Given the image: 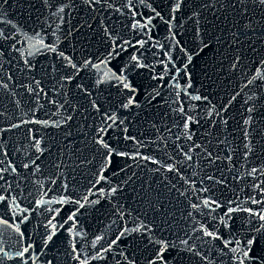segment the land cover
Returning <instances> with one entry per match:
<instances>
[{
  "label": "water",
  "instance_id": "water-1",
  "mask_svg": "<svg viewBox=\"0 0 264 264\" xmlns=\"http://www.w3.org/2000/svg\"><path fill=\"white\" fill-rule=\"evenodd\" d=\"M260 215L262 0H0V264H264Z\"/></svg>",
  "mask_w": 264,
  "mask_h": 264
},
{
  "label": "snow or ice",
  "instance_id": "snow-or-ice-1",
  "mask_svg": "<svg viewBox=\"0 0 264 264\" xmlns=\"http://www.w3.org/2000/svg\"><path fill=\"white\" fill-rule=\"evenodd\" d=\"M262 2H264V0H262ZM157 15H159V14L157 13ZM125 86H127V85H125ZM260 219L261 220H264V215H260ZM207 235H210L211 236L212 233L211 232H208ZM261 239H262L261 237L249 238L246 241V244L247 245H251L253 247L252 248H249L248 251H245L244 252V255L247 256L249 254V252H253L254 253L255 249H259L260 248ZM160 243L164 245V248H162L161 251H160V253H159V258H160L161 261H163L164 260V257H163V254L162 253H163L164 250H166L167 244L164 241H161ZM260 250L264 251V249H260ZM25 251H27V249H25ZM234 251H235V249H234ZM22 254L23 253H21L20 255H22ZM164 264H166V261L164 262Z\"/></svg>",
  "mask_w": 264,
  "mask_h": 264
}]
</instances>
